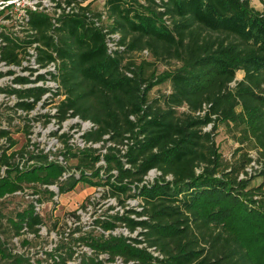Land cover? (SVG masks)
I'll return each instance as SVG.
<instances>
[{
  "label": "trees",
  "instance_id": "trees-1",
  "mask_svg": "<svg viewBox=\"0 0 264 264\" xmlns=\"http://www.w3.org/2000/svg\"><path fill=\"white\" fill-rule=\"evenodd\" d=\"M53 1L60 8L61 1L77 0ZM54 13L29 11L25 23H18L21 36L0 30V62L20 66L27 47L37 43L40 66L58 64L55 73L37 74L35 80L50 75L63 90L53 92L63 96L56 112L42 116L62 121L71 111L96 125L86 140L108 134L112 144L102 156L104 165H96L101 158L96 149H67V158L76 161L69 170L76 173L64 181L58 180L64 168L45 154L29 153L34 163L19 168L16 156L25 148L2 149L0 167L6 171L0 198L30 181L57 183L59 194L82 181L106 188L123 207L122 213L95 220L102 230L124 226L137 232L83 233L75 240L91 254L75 260L72 247L61 243L46 252V264H106L100 253L123 264H264V183L250 186L256 171L264 175V12L253 9L250 0H105L102 10L87 4L77 13ZM144 51L150 59L130 58ZM168 60L176 62L173 69L147 73ZM237 71L243 72L238 81ZM14 82L31 81L16 76ZM164 82L168 91L149 97ZM3 91L33 98L18 104L32 109L51 89ZM208 124L211 129H205ZM219 124L236 129L239 143L252 144L259 169L246 171L254 159L240 146L232 161L223 158L214 139ZM22 129L28 132L27 126ZM0 137L9 141L6 148L15 145L8 131L0 129ZM151 169L160 175L144 182ZM48 192L51 198L54 192ZM130 198L139 199L140 209L127 207ZM8 222L14 235H36L45 219L29 202ZM7 258L10 264H31L22 254L12 255L0 237V264Z\"/></svg>",
  "mask_w": 264,
  "mask_h": 264
},
{
  "label": "rangeland",
  "instance_id": "rangeland-1",
  "mask_svg": "<svg viewBox=\"0 0 264 264\" xmlns=\"http://www.w3.org/2000/svg\"><path fill=\"white\" fill-rule=\"evenodd\" d=\"M43 0H20L13 4H7L4 7H0V30H5L8 33H16L21 36L23 32L21 27L18 26L20 21V12L23 9L31 7V5L39 4ZM49 1V0H48ZM103 0H90V8L92 10H99L102 6ZM250 6L260 12H264V3L261 0H250ZM131 59L139 62L141 59H150L149 56L142 52L140 55L134 53L130 57ZM24 61V62H23ZM21 66L5 65L0 62V88H16L25 89L32 86H47L52 89L51 92L44 93L41 98L35 103L32 109H22L20 102H31V97H18L17 95L10 94L8 92H0V129L8 131L12 140L15 141V145L11 148L9 141L5 137H0V152L5 149L7 153L13 150H19L24 147H31L36 152L37 149H44L45 152H51L53 156L56 155L59 147V142L56 136L60 130L61 125L54 121V119L44 117L42 115H51L54 112L55 104L59 100V96H54L53 91H63L61 88H56L58 80H52L53 82L38 81L35 80L37 74L42 73V69H34L28 62L25 61V57L22 60ZM176 65L174 60L156 62L154 66L148 69V74L152 70L156 71V74L161 73L163 70L173 69ZM26 67L27 69H24ZM32 67V68H30ZM31 69V70H30ZM12 71V73H8ZM16 76H24L29 78L31 82L17 83L14 82ZM243 77L242 71H237L235 80H240ZM34 81V82H32ZM233 81L230 86H234ZM169 83L164 82L155 85L149 91V97L154 98L159 94L168 91ZM27 99V101H25ZM49 119V121H46ZM9 122V123H8ZM68 125V123H66ZM27 126L28 132L24 131ZM212 125L208 124L206 129H211ZM237 130L232 127H227L224 124H219L214 131L215 143L221 152L223 158L227 161H232L234 158L235 149L240 146L249 152V155L254 159V165H257L258 169L261 167V162L257 160V153L252 148V144L248 141H244L243 144L239 143L235 137H238ZM38 147V148H37ZM71 163H76L74 159ZM252 163V162H251ZM254 173V172H253ZM252 173V174H253ZM2 173H0V177ZM153 172L148 174L149 181L153 177ZM264 183V175L259 174V171L254 173L253 179L250 182V186H256ZM46 183L38 181H30L23 183L22 188H28L29 192L34 188L38 190L39 199L44 201L42 207V215L45 219V224L39 228L38 233H21L14 235L11 230L8 217L14 215L15 211L21 210L27 206L30 198H27L25 194H15L13 192H7L0 198V210L3 217L0 221V237L5 242L8 251L14 255L22 254L24 257L29 258L31 264H46V261H50L47 253L52 251L56 246L66 245V247H72L74 251V259L81 253L91 254L87 246L77 242L76 237L83 233L92 231L94 235L103 233L107 236L109 233L124 236H134L137 231L132 234L124 226H119L113 230L104 231L95 223L97 219L107 218L108 214H113L116 211L122 213L123 207H121L114 197H110L104 187H93L79 181L77 185L69 191L63 192L58 196H55L53 200H50L49 189L45 186ZM48 190V191H46ZM28 192V193H29ZM130 208L140 209L138 207L139 199L130 198L125 202ZM113 209H110V207ZM68 220V225L67 221ZM78 229V230H75ZM27 238L28 244H22V240ZM63 240V241H62ZM57 254V253H55ZM3 264H10L11 258L2 260ZM26 264V263H24ZM67 264H71L68 262Z\"/></svg>",
  "mask_w": 264,
  "mask_h": 264
},
{
  "label": "built area",
  "instance_id": "built-area-1",
  "mask_svg": "<svg viewBox=\"0 0 264 264\" xmlns=\"http://www.w3.org/2000/svg\"><path fill=\"white\" fill-rule=\"evenodd\" d=\"M17 1H20V0L1 1L0 7H4L7 4H13ZM89 2H90V0H77V1H71L69 3H66L65 1H61V3H60L61 6H60V8H58V7H56L55 2L53 0H49V1L43 0L39 4L31 5V7L23 9L19 14L21 18H20V21H18V22L24 24L27 17H28L29 11L44 12V13H48V14H52L55 11L54 16H58L61 12L77 13L79 11V7L86 6L87 4H89ZM104 2H105V0H103V2H102L103 4L99 10H102ZM86 14L89 15L88 13H86ZM111 37L117 38L118 34H113V35H111ZM36 45H37V43H33L31 46L27 47L28 54L25 55V61L28 62L31 66H33L34 69H36V71L38 69L40 70V68H41L42 69L41 71H43V72L39 73V74H45L49 71L55 73L58 61L57 60L50 61L44 67L40 66V64L36 61V56H37V50L35 48ZM108 46L111 49L117 48L115 46L114 42H108ZM144 53H146V51H144ZM23 62L21 61V64ZM30 68H32V67H30ZM52 80L53 79L51 78L50 75H46L44 78L38 79L37 82L38 81L53 82ZM45 87H47V86H45ZM57 87H58V85H56V88ZM48 88H50V87H48ZM51 91H52V89H51ZM51 91H47L46 93L51 92ZM61 98H63V96L59 95V99H61ZM25 101H27V99ZM22 109H24V108H22ZM56 110H57V108H56V104H55L54 112L52 114H54L56 112ZM70 112L71 111H69L66 114V117L62 121H58L54 117L51 118V119H54V121L57 122L59 125H61V126H59L60 130L58 132V135L56 136L57 141L59 142V145L61 144V147H59L56 155L53 156L52 154H54V153L45 152L44 149H40V150L37 149V151L35 152L34 149L31 147V145H28V147H24L25 152L22 154V156H20V155L16 156V164L19 166V168H23V167L27 168V167H30L34 163L35 160L31 159L29 157V153H42V154L46 155V160L48 162H55L64 168V171H62L61 175L58 178L59 181H64L69 175L76 173V170L74 168H70V170H69V166L71 165V159L67 158L65 152L67 151V149H69L70 152H74V151H77L78 149H86V148L96 149L97 153L101 156V158L96 163V165H104L105 164V161L102 158V156L106 153L108 146L112 144L110 141L107 140L109 135L108 134L103 135V137L99 141L86 140L85 134L94 130L96 128V125L89 120L81 119L77 115H71ZM66 123H68V125H66ZM205 129H206V127H205ZM126 147H127V144L119 146V148L121 149L122 152L126 149ZM125 166H127V165H125ZM257 167L258 166L254 165V163L252 162L248 167H246V171L250 174L252 172L253 168H257ZM5 171H6V166L2 165L0 167V173H2L1 176L4 175ZM150 172H153L154 178L156 176L160 175V172L158 170L151 169L147 173V175L144 177V182L149 181L148 174ZM112 173H116V171L113 170ZM240 177H244V175L240 174ZM152 179L153 178H151L150 181ZM45 186L49 189V191L54 192L52 197L49 198L50 200H53V198L55 196L60 195L58 193L57 183L46 184ZM28 192H29L28 188H23V189H18L14 193L19 194V195L22 193L25 194V196L27 198L31 199L29 202L32 203L34 211L36 213L40 214L41 216H43L41 211H42V207L44 205V201L39 199L38 193L35 192L34 189L31 190L29 193ZM66 222L68 224V220ZM68 225H70V224H68ZM148 250H151V252L154 255L157 254L152 249H148ZM98 257L100 259H104L106 264H123V262L121 261V258H119V257H115L113 261H107V259L109 258L107 253H100L98 255Z\"/></svg>",
  "mask_w": 264,
  "mask_h": 264
}]
</instances>
